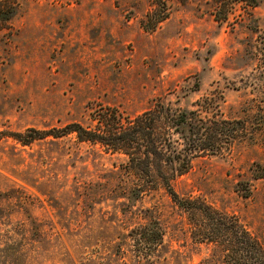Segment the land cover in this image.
I'll return each mask as SVG.
<instances>
[{
  "label": "rangeland",
  "instance_id": "374dc122",
  "mask_svg": "<svg viewBox=\"0 0 264 264\" xmlns=\"http://www.w3.org/2000/svg\"><path fill=\"white\" fill-rule=\"evenodd\" d=\"M224 4L217 21L220 0L21 1L0 40V264L205 263L214 245L163 188L131 206L154 208L164 241L147 256L135 247L144 219L125 214L109 174L123 152L75 132L30 140L106 107L127 119L159 96L247 121L229 153L195 158L175 185L264 243V0Z\"/></svg>",
  "mask_w": 264,
  "mask_h": 264
},
{
  "label": "trees",
  "instance_id": "16d2710c",
  "mask_svg": "<svg viewBox=\"0 0 264 264\" xmlns=\"http://www.w3.org/2000/svg\"><path fill=\"white\" fill-rule=\"evenodd\" d=\"M21 1L0 0V40L9 33L6 29L17 14ZM225 1L220 0L221 5L216 9L217 21L227 18V12L222 11ZM234 1H240L244 7L259 2ZM257 40L258 66L263 68L264 73V31L259 32ZM121 114L106 107L96 114L95 124L88 126L71 122L62 131L53 128L39 136H32L30 140L75 132L80 140L99 142L123 152L127 160L109 173L112 190L120 189L119 196L128 199L125 214L129 217L140 215L144 219V222L131 228L130 235L137 249L146 250V256L148 250L153 249L155 253L163 243L164 224L154 208L134 210L131 202L163 188L164 193L193 219L197 238L214 245L204 264H264V243L239 217L221 211L199 196L181 193L175 185L181 176L190 171L195 158L229 153L234 143L246 137L247 121L219 114H203L200 108L180 106L167 96L157 97L148 108L134 116H127V119H123ZM20 135L18 133L16 137L22 141Z\"/></svg>",
  "mask_w": 264,
  "mask_h": 264
}]
</instances>
